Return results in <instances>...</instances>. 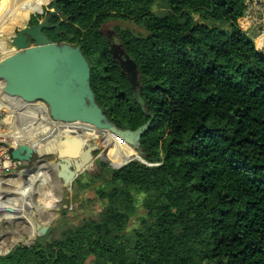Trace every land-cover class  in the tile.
<instances>
[{"label":"trees","instance_id":"1","mask_svg":"<svg viewBox=\"0 0 264 264\" xmlns=\"http://www.w3.org/2000/svg\"><path fill=\"white\" fill-rule=\"evenodd\" d=\"M46 3L54 10L52 0H0V37L38 26ZM250 3L57 0L60 15L44 33L82 50L110 123L147 127L138 150L146 164L112 144L101 176L75 181L95 187L99 215L77 225L63 208L56 227L0 264H264V55L249 34ZM111 20L146 32L116 30L137 66L143 106L103 32Z\"/></svg>","mask_w":264,"mask_h":264},{"label":"rangeland","instance_id":"2","mask_svg":"<svg viewBox=\"0 0 264 264\" xmlns=\"http://www.w3.org/2000/svg\"><path fill=\"white\" fill-rule=\"evenodd\" d=\"M52 12H54V10L50 9L49 4H44V17L47 18L48 15H50L49 13ZM247 14L248 16H252L250 6ZM258 20L259 24L257 27L252 26L251 28L250 22V24H248V30L249 34L255 40L258 50L264 55V44H260L259 41L264 36V24L261 22L263 20L262 14L258 15ZM42 21L44 22V19ZM29 23L30 22H27L25 25H29ZM23 27L24 26H17L12 29L11 32L0 37V42H2L1 46H4L8 51L4 54L0 49V63L14 54L15 51L12 46V41ZM117 29L130 30L138 35H145L146 32L133 22L120 20H111L103 27L105 37L110 43L117 61L127 71L131 81L134 83L136 89H138L139 75L137 67L121 47L116 34ZM0 93L4 95L3 83H0ZM32 106H28L18 98L10 99V97H8L7 99H3L0 97V138L9 139L10 145L15 148L21 144H38L41 146L48 139V142H51L55 139V136L59 134L83 133L90 134V136L96 134L94 132L79 129L70 131L69 127L68 130H57L52 124L54 121L50 118L49 107L46 104L38 102ZM55 132H58V135H54ZM97 134L100 136L96 140L90 137L85 138L94 146L100 147V145H102L101 150L93 153L95 160L92 161L90 166L79 176L75 175L74 162L57 161L55 156H48L41 159L45 162L43 168H46L45 171L48 173L44 174L47 179L41 180L44 186L42 190V202L23 204L18 212L11 216H6L5 213L0 211V256L8 255L18 246L31 247L39 237H42L38 233L37 225L41 228H47L48 230L45 234L47 235L60 221L63 208L67 210L68 217L75 220L77 225L85 219L97 217V215H99L103 207L97 200L94 190L95 187L94 189L83 190V186L77 185L75 182L79 177H83V183H86L93 178L101 176V171L98 166L99 159L108 152L112 144L118 143V141L113 140L104 133ZM107 138H109L110 144H107ZM123 141L139 154L136 138L130 139V142ZM38 145L37 147H39ZM56 167L60 168L57 179L55 177ZM64 169H67V171L65 172ZM102 182L103 180L98 182L97 186L101 185ZM0 210L2 209L0 208ZM140 213L143 214V211H140ZM136 225L137 219H134L130 224V230Z\"/></svg>","mask_w":264,"mask_h":264},{"label":"water","instance_id":"3","mask_svg":"<svg viewBox=\"0 0 264 264\" xmlns=\"http://www.w3.org/2000/svg\"><path fill=\"white\" fill-rule=\"evenodd\" d=\"M52 3L55 5L54 12L38 26L25 25L19 30L12 41L14 54L0 63V83H3L4 95L18 98L28 106L38 102L46 104L51 120L57 123L91 125L108 130L127 142L136 138L139 150L140 139L147 127L136 132L121 131L110 123L96 101L91 87V67L82 50L68 44H55L44 33V30L50 28L52 17L60 15L57 0H52ZM63 21L66 19L63 18ZM132 84L137 100L143 106L139 87L136 89ZM55 142L54 147L42 152L37 151V144H21L12 148V159L31 164L38 157L43 159L56 155L61 161L74 162L75 175L79 176L95 160L93 153L101 150L89 143L85 136L78 134H64L57 137ZM137 159L145 163L140 153ZM37 229L42 237L48 230L39 225Z\"/></svg>","mask_w":264,"mask_h":264},{"label":"crops","instance_id":"4","mask_svg":"<svg viewBox=\"0 0 264 264\" xmlns=\"http://www.w3.org/2000/svg\"><path fill=\"white\" fill-rule=\"evenodd\" d=\"M250 10L252 16H248L247 14V24L251 22V28L252 26L257 27L259 24L258 15L260 14L263 15V20L261 22L264 24V0H251ZM259 41L260 44H264V36ZM37 151H39L38 148ZM56 160L61 161L58 157H56ZM44 164L45 162L39 159V157L31 164L22 163V165H17V167H14L12 163L0 161L1 212L5 213L6 216H11L18 212L23 204L42 202V190L44 186L41 180L47 179L44 175L47 173L45 171L46 168H43ZM8 167L11 168L8 170ZM55 171V177L57 179L60 168L56 167ZM64 171L66 172L67 169H64Z\"/></svg>","mask_w":264,"mask_h":264},{"label":"built area","instance_id":"5","mask_svg":"<svg viewBox=\"0 0 264 264\" xmlns=\"http://www.w3.org/2000/svg\"><path fill=\"white\" fill-rule=\"evenodd\" d=\"M52 124L54 125V128H57V130H60V129H67L68 130V127L70 129H74V126L75 127L78 126L77 124H64V123H54V122H52ZM78 124H83V123H78ZM78 127L82 128V126H78ZM79 135H81V134H79ZM12 148H14V146L10 145V140L9 139L0 138V161H3L4 163H6V162L12 163L14 167H17V165H22L21 162L14 161L12 159V156H11ZM10 168L11 167H8V170Z\"/></svg>","mask_w":264,"mask_h":264},{"label":"bare ground","instance_id":"6","mask_svg":"<svg viewBox=\"0 0 264 264\" xmlns=\"http://www.w3.org/2000/svg\"><path fill=\"white\" fill-rule=\"evenodd\" d=\"M1 95H0V97H2L3 99H7L8 97L7 96H5V95H3L2 93H0ZM10 99H12V98H10ZM55 123H57V122H55ZM94 127V126H93ZM48 129V128H47ZM58 132H55V134L54 135H56ZM64 134V133H63ZM68 134H76V133H68ZM97 134V133H96ZM54 135H53V137H54ZM58 135V134H57ZM1 136V135H0ZM60 136H62V134H59L58 136H55V139H53L51 142H48V140L45 142V143H43L41 146H39L38 144V146L39 147H37L38 148V150L40 151V152H42L43 150H45V149H49L50 147H54L55 146V141H56V139H57V137H60ZM52 137V138H53ZM85 137H90V135L89 136H85ZM51 139V138H50ZM120 145H122V146H124L126 149H128L131 153H133L132 152V150H131V148H129L130 146H126V145H124V144H122V143H120V142H118ZM135 151V150H134ZM134 157L137 159V158H139V154H134ZM82 170H84V169H82ZM40 173V172H39ZM46 176V175H45Z\"/></svg>","mask_w":264,"mask_h":264}]
</instances>
